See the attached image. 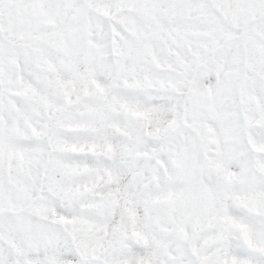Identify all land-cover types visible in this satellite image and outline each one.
I'll list each match as a JSON object with an SVG mask.
<instances>
[{
    "label": "snow or ice",
    "instance_id": "1",
    "mask_svg": "<svg viewBox=\"0 0 264 264\" xmlns=\"http://www.w3.org/2000/svg\"><path fill=\"white\" fill-rule=\"evenodd\" d=\"M0 264H264V0H0Z\"/></svg>",
    "mask_w": 264,
    "mask_h": 264
}]
</instances>
